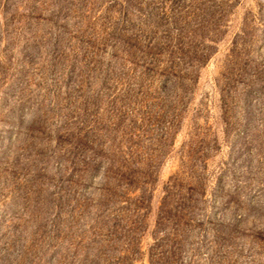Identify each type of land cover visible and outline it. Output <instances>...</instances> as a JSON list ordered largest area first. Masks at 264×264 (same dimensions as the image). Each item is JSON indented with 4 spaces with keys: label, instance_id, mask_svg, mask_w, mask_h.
<instances>
[{
    "label": "rangeland",
    "instance_id": "rangeland-1",
    "mask_svg": "<svg viewBox=\"0 0 264 264\" xmlns=\"http://www.w3.org/2000/svg\"><path fill=\"white\" fill-rule=\"evenodd\" d=\"M0 264H264V0H0Z\"/></svg>",
    "mask_w": 264,
    "mask_h": 264
}]
</instances>
